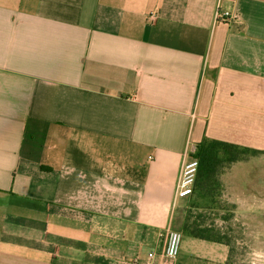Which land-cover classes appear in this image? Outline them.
<instances>
[{"label":"crops","instance_id":"obj_1","mask_svg":"<svg viewBox=\"0 0 264 264\" xmlns=\"http://www.w3.org/2000/svg\"><path fill=\"white\" fill-rule=\"evenodd\" d=\"M205 136L264 151V0H0V264L145 261Z\"/></svg>","mask_w":264,"mask_h":264},{"label":"rangeland","instance_id":"obj_2","mask_svg":"<svg viewBox=\"0 0 264 264\" xmlns=\"http://www.w3.org/2000/svg\"><path fill=\"white\" fill-rule=\"evenodd\" d=\"M243 168L251 173L245 187L238 185L236 178L228 177L234 174L233 170ZM220 179L223 182L219 197L221 209L211 212L208 223L214 222L230 238L231 264H264V151L247 161L232 164ZM193 212L200 211L193 209Z\"/></svg>","mask_w":264,"mask_h":264},{"label":"trees","instance_id":"obj_3","mask_svg":"<svg viewBox=\"0 0 264 264\" xmlns=\"http://www.w3.org/2000/svg\"><path fill=\"white\" fill-rule=\"evenodd\" d=\"M262 150L212 139L207 136L196 146L192 155L199 165L191 196L179 229L183 236L225 244L231 247V240L223 229L214 222L208 223L211 212L221 209L219 197L223 184L220 179L224 170L232 164L247 161L262 154ZM195 199V202H193ZM199 201V202H198ZM193 209L200 212L194 214Z\"/></svg>","mask_w":264,"mask_h":264},{"label":"built area","instance_id":"obj_4","mask_svg":"<svg viewBox=\"0 0 264 264\" xmlns=\"http://www.w3.org/2000/svg\"><path fill=\"white\" fill-rule=\"evenodd\" d=\"M236 14L231 15L229 12L218 14V18H237ZM195 150L191 153L189 158L185 160L177 191L175 194V202L179 198L187 197L193 194L194 183L198 170V159L192 156ZM183 242V234L180 230L169 227L163 234V246L160 251L151 250L147 254L145 261H141L138 257L131 260L130 264H178V258Z\"/></svg>","mask_w":264,"mask_h":264}]
</instances>
